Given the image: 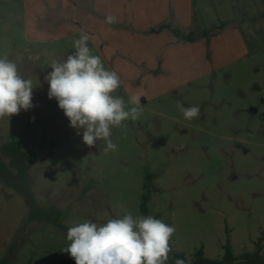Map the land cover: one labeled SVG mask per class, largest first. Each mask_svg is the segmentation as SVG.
<instances>
[{
    "label": "rangeland",
    "instance_id": "obj_1",
    "mask_svg": "<svg viewBox=\"0 0 264 264\" xmlns=\"http://www.w3.org/2000/svg\"><path fill=\"white\" fill-rule=\"evenodd\" d=\"M62 1L42 0L44 8L31 15L36 0H0V57L35 87L34 107L0 119V145L14 135L35 155L29 174L39 205L61 210L69 228L143 215L148 193L145 216L175 228L172 250L187 264L201 248L206 258L220 259L228 237L235 255L253 251L259 238L264 244V0H110L135 21L169 8L171 26L193 32L197 43L182 41L184 49L175 50L151 37L157 31L107 25L92 12L128 32L89 36V47L120 76L115 95L139 97L144 109L139 120L112 129L118 149L109 152L103 141L86 146L48 98L50 64L72 54L78 38L62 35ZM68 1L65 14L81 17L77 0ZM190 5L187 29L172 14ZM178 101L199 106V117L184 119ZM26 217L23 198L0 180V264H58L67 230Z\"/></svg>",
    "mask_w": 264,
    "mask_h": 264
},
{
    "label": "clouds",
    "instance_id": "obj_2",
    "mask_svg": "<svg viewBox=\"0 0 264 264\" xmlns=\"http://www.w3.org/2000/svg\"><path fill=\"white\" fill-rule=\"evenodd\" d=\"M107 25L117 19L105 17ZM90 37L81 32L72 41L74 51L63 61L54 60L48 82V98L55 99L69 126L82 133V142L94 147L103 141L102 151H116L112 129L124 126V122L137 121L143 113L139 97H129L126 102L115 95L121 87L116 71L107 68L99 55L89 47ZM32 79L20 75L17 64L7 56L0 57V119H10L21 110L34 107ZM184 119L192 120L200 115L199 106L185 107L177 102ZM175 228L154 216H133L127 212L109 218L103 224L85 220L67 229L69 242L62 252L75 264H169L172 251L170 241ZM174 264H184L177 259Z\"/></svg>",
    "mask_w": 264,
    "mask_h": 264
},
{
    "label": "trees",
    "instance_id": "obj_3",
    "mask_svg": "<svg viewBox=\"0 0 264 264\" xmlns=\"http://www.w3.org/2000/svg\"><path fill=\"white\" fill-rule=\"evenodd\" d=\"M164 29L170 30L181 41H195L193 32L185 34L177 27L172 28L170 24H163L158 29H153L152 31L158 32ZM22 144L20 139L15 138L14 135H10L9 140L0 145V180L6 187L11 188L23 198L27 207L26 221L47 223L67 230L68 227L61 223L63 216L61 210L54 206H41L36 201L29 174L30 167L35 161V155L25 150ZM149 198L148 193L142 194L140 210L143 215L148 214ZM170 246L172 248V239ZM170 254L169 264H174V261L177 259L183 260L184 264H187V260L182 253L173 252L172 250ZM58 264H75V261L65 253ZM190 264H264L263 239L259 238L255 242L253 251H245L239 255H235L228 237L220 259L206 258L203 248H201L193 254Z\"/></svg>",
    "mask_w": 264,
    "mask_h": 264
},
{
    "label": "crops",
    "instance_id": "obj_4",
    "mask_svg": "<svg viewBox=\"0 0 264 264\" xmlns=\"http://www.w3.org/2000/svg\"><path fill=\"white\" fill-rule=\"evenodd\" d=\"M87 4H86V2ZM65 2V3H64ZM110 0H77L79 9L82 7L84 14L81 17H70V15H66L65 12L67 8H72L71 1L64 0L62 1V7H61V14L58 15V19L62 20V30H63V36H79L81 32L87 33L89 36H112V35H125L128 34V32L125 31V29H116L112 28L110 26L105 25L99 18H97L94 14L92 15V12H96L99 15L108 16L113 15L117 19V24L124 23L125 25H134L137 28L141 30H153L155 28H159L163 24H170L169 22V15L168 10L169 8H166V6H162L161 8L157 9L153 12V14H144L142 16L137 17V20L135 21L133 18V15L130 11H127L126 9L121 10L120 8L113 10L112 5L109 4ZM42 0H36L34 4L31 6V15H36L38 13L39 5H41V9H43V5L41 4ZM65 4V5H63ZM192 18H193V9L192 6L188 7L186 11L182 14L181 12L177 11V9L174 10V13L172 14V21L174 23H177L181 20V23L178 22L180 25H185L184 27H191L192 24ZM123 24V25H124ZM172 25V24H170ZM175 27V26H172ZM157 28V29H158ZM162 33L158 34L157 32L153 31L151 34L152 38L158 40L161 45H165V49L175 50V49H184L185 42L182 41L179 42L175 38V36L172 35V33L168 32L169 30L164 29ZM167 30V31H166ZM35 31L36 35H40L41 33L38 32V30ZM187 44V43H186ZM188 44H191L192 46H197V43L189 42ZM191 45L189 46V49H191ZM92 46V45H91ZM168 46V48H167ZM94 47L98 49V47L93 44Z\"/></svg>",
    "mask_w": 264,
    "mask_h": 264
}]
</instances>
